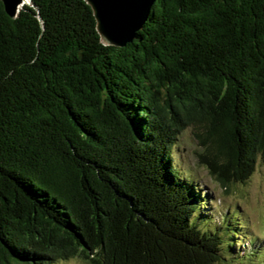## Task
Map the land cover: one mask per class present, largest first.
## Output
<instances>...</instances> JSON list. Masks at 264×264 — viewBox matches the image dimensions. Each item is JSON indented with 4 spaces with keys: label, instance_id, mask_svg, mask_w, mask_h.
I'll use <instances>...</instances> for the list:
<instances>
[{
    "label": "trees",
    "instance_id": "1",
    "mask_svg": "<svg viewBox=\"0 0 264 264\" xmlns=\"http://www.w3.org/2000/svg\"><path fill=\"white\" fill-rule=\"evenodd\" d=\"M188 127L226 192L264 161V0H156L120 48L84 0L0 2V264L220 262Z\"/></svg>",
    "mask_w": 264,
    "mask_h": 264
},
{
    "label": "rangeland",
    "instance_id": "2",
    "mask_svg": "<svg viewBox=\"0 0 264 264\" xmlns=\"http://www.w3.org/2000/svg\"><path fill=\"white\" fill-rule=\"evenodd\" d=\"M193 131L192 127L182 131L171 152L180 175L199 188L206 204L198 211L200 216L211 219V231L216 224L217 233L225 243L222 259L215 264H264V161L257 162L245 183H233L226 192L198 163L197 155L203 148L195 140ZM197 222L202 225L201 220ZM57 264L88 263L73 258Z\"/></svg>",
    "mask_w": 264,
    "mask_h": 264
},
{
    "label": "water",
    "instance_id": "3",
    "mask_svg": "<svg viewBox=\"0 0 264 264\" xmlns=\"http://www.w3.org/2000/svg\"><path fill=\"white\" fill-rule=\"evenodd\" d=\"M91 8L96 31L103 46L123 47L133 41L156 0H84ZM8 17L14 19L31 0H0Z\"/></svg>",
    "mask_w": 264,
    "mask_h": 264
}]
</instances>
